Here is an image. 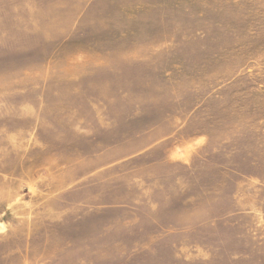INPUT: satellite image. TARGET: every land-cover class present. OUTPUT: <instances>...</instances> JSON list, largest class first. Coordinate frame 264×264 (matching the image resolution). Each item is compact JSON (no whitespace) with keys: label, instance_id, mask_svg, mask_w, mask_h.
Listing matches in <instances>:
<instances>
[{"label":"rangeland","instance_id":"rangeland-1","mask_svg":"<svg viewBox=\"0 0 264 264\" xmlns=\"http://www.w3.org/2000/svg\"><path fill=\"white\" fill-rule=\"evenodd\" d=\"M0 264H264V0H0Z\"/></svg>","mask_w":264,"mask_h":264}]
</instances>
